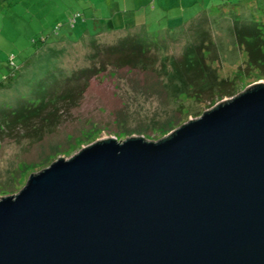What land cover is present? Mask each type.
I'll use <instances>...</instances> for the list:
<instances>
[{"label":"water","instance_id":"water-1","mask_svg":"<svg viewBox=\"0 0 264 264\" xmlns=\"http://www.w3.org/2000/svg\"><path fill=\"white\" fill-rule=\"evenodd\" d=\"M0 264H264V83L30 173L0 197Z\"/></svg>","mask_w":264,"mask_h":264},{"label":"rangeland","instance_id":"rangeland-1","mask_svg":"<svg viewBox=\"0 0 264 264\" xmlns=\"http://www.w3.org/2000/svg\"><path fill=\"white\" fill-rule=\"evenodd\" d=\"M234 23L255 25L264 42V0L0 4V105L33 102L40 90L50 91L55 85L59 92L77 87L85 79L68 80L70 75L85 68L100 70L87 79L75 106L59 100L62 113L52 133L42 138L25 133L0 137V197L16 194L30 173L95 141L110 137L158 141L222 101L264 83V57L256 64L250 60L234 33ZM132 36L143 41V50L153 57L147 69L115 67L104 61L109 48ZM196 38L204 44L208 70L219 85L227 80L233 95L201 94L196 84L183 87L169 79L168 60L181 56ZM101 61L106 62L104 68ZM206 80L198 79V86Z\"/></svg>","mask_w":264,"mask_h":264},{"label":"trees","instance_id":"trees-1","mask_svg":"<svg viewBox=\"0 0 264 264\" xmlns=\"http://www.w3.org/2000/svg\"><path fill=\"white\" fill-rule=\"evenodd\" d=\"M9 0H0V4L7 5ZM234 33L237 39L244 46L247 51L250 60L256 64L257 60L264 57V42L259 33V29L252 24H237L233 25ZM121 40L122 44L117 48H109V52H106V58L104 61L110 63L112 61L115 67H128L131 69H147V65L152 63L153 57L147 56L143 50V41L135 39V37L124 38ZM45 41V39H44ZM200 41V42H199ZM204 44L198 38L196 43L188 45L181 56L172 57L168 60L171 68L170 80L176 79L183 87L189 83L196 84L201 94L212 95L213 92H219L220 96L233 95L234 93L228 92L230 83L227 80H222L219 85L216 82L214 73L205 65L203 55ZM101 61L100 68L105 67L106 62ZM256 62V63H255ZM207 70V71H206ZM95 68H85L73 73L68 77L85 79V81L79 86H73L68 90L62 92L55 85L50 91L40 90V96L33 102L21 103L16 107H10L6 103L0 105V137L4 135H14L24 133L29 136L42 138L44 133H52L56 124L60 122L59 106L57 103L59 100H63L64 104L69 106H75L80 98V95L84 93L87 87V79L97 73ZM205 77L207 80L202 86H198V79ZM82 77V78H81ZM51 82L52 86L58 82ZM179 84V86H181ZM194 89V88H192ZM42 93V94H41ZM58 106V107H57ZM65 106V105H64ZM60 112V113H59Z\"/></svg>","mask_w":264,"mask_h":264}]
</instances>
